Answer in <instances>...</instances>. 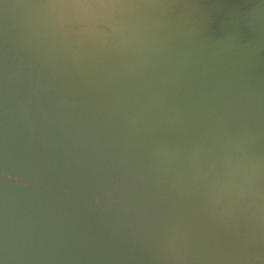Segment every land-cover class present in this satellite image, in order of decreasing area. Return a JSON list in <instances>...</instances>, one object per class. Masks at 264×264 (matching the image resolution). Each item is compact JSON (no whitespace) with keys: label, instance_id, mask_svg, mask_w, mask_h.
<instances>
[{"label":"bare ground","instance_id":"bare-ground-1","mask_svg":"<svg viewBox=\"0 0 264 264\" xmlns=\"http://www.w3.org/2000/svg\"><path fill=\"white\" fill-rule=\"evenodd\" d=\"M0 264H264V0H0Z\"/></svg>","mask_w":264,"mask_h":264}]
</instances>
